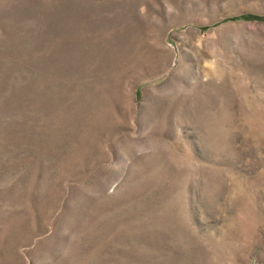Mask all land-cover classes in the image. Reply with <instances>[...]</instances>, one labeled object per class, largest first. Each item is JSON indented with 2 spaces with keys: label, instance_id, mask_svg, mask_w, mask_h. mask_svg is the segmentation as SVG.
<instances>
[{
  "label": "rangeland",
  "instance_id": "374dc122",
  "mask_svg": "<svg viewBox=\"0 0 264 264\" xmlns=\"http://www.w3.org/2000/svg\"><path fill=\"white\" fill-rule=\"evenodd\" d=\"M0 264H264V0H0Z\"/></svg>",
  "mask_w": 264,
  "mask_h": 264
}]
</instances>
